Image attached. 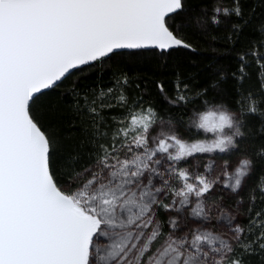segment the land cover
I'll use <instances>...</instances> for the list:
<instances>
[{
  "label": "snow or ice",
  "instance_id": "6c2138e0",
  "mask_svg": "<svg viewBox=\"0 0 264 264\" xmlns=\"http://www.w3.org/2000/svg\"><path fill=\"white\" fill-rule=\"evenodd\" d=\"M231 3L214 9L213 24L242 16L240 0ZM188 11L184 0H0V264H251L246 257L253 255L264 264V206L256 209L254 192L246 225L220 211L225 195L235 194L244 206L238 194L257 161L264 162L261 148L237 165L223 158L213 174L215 154L230 156L246 139L247 124L225 104L203 113L191 109L184 126L183 115L165 118L143 95L130 101L133 83L125 72L115 81L114 99L126 109L121 118L104 114L117 105L89 102L74 83L73 104L87 123L71 151L33 115L45 92L117 53L135 61L149 49L161 60L180 48L194 51L179 35L187 25L177 22ZM249 56L264 92V52L255 46L240 55L232 75L243 85ZM157 88L165 95L162 84ZM207 91L192 96L177 82L174 96L165 98L186 113L197 99L209 103ZM261 104L264 98L248 92L241 116L264 121ZM197 154H208V162L193 173L187 163ZM256 190L264 204V177ZM214 210L227 221V236L217 234Z\"/></svg>",
  "mask_w": 264,
  "mask_h": 264
},
{
  "label": "trees",
  "instance_id": "16d2710c",
  "mask_svg": "<svg viewBox=\"0 0 264 264\" xmlns=\"http://www.w3.org/2000/svg\"><path fill=\"white\" fill-rule=\"evenodd\" d=\"M184 3L185 9L189 10L188 16H178L177 22L187 26H182L179 35L192 45L194 51L180 48L173 51L170 57L161 60L159 56L151 55L154 50L149 49L144 50L148 55L135 61L117 53L100 68H90L82 75L79 74L80 70H76L75 74L63 82L62 87L45 92L33 105V115L40 120L48 134L64 139L67 150L71 151L72 146L78 144L82 138V125L87 123L86 118L77 115L71 95L72 85L75 83L81 93H87L89 102L95 100L96 104H99L103 100L117 105L114 97L119 89L115 81L120 73L126 72L133 83V87L127 90L130 101L135 96L143 95L145 103L153 105L161 114H165V118L175 119L183 115L184 126L190 124L191 109L202 113L212 106L225 104L230 110L237 112L238 117L247 124L244 129L246 139L238 140L240 148L237 152L230 156L224 154L223 158H230L232 162L247 154L255 159L257 150L264 148V132L260 130L264 121L254 114L241 116L240 109L247 108L248 92L264 98V92L259 91V68L249 56V66L245 68L249 75L244 79L243 85H240L232 74H238L242 53L253 49L254 46L264 52V49L259 48L264 42V0H240L242 16H221V23L218 25L211 22L214 9L231 8V0H184ZM233 25L240 28L238 33L233 31ZM229 36H232V40L228 39ZM221 73L224 75L223 80L220 79ZM177 82L181 84V90L183 85H187L192 96L202 89H207L205 99L209 103L204 105L197 99L186 113L182 107L169 106L165 95L167 98L174 96ZM137 83L140 84V90L134 86ZM158 83L164 86L165 95L158 90ZM214 84L218 86L214 88ZM109 88L114 89L113 93L101 97V90L107 91ZM260 107L264 108V104ZM104 114L124 118L126 109L117 105L106 109ZM196 131L200 136V131ZM261 177H264V162L257 161L238 194L245 201L243 207L235 195L224 197L226 206L236 211L242 226L247 224L245 215L250 193L254 192L257 197V210L264 206L260 193L256 190ZM160 216L162 221L166 220L162 213ZM246 260L251 264H261L256 255L246 257Z\"/></svg>",
  "mask_w": 264,
  "mask_h": 264
},
{
  "label": "rangeland",
  "instance_id": "374dc122",
  "mask_svg": "<svg viewBox=\"0 0 264 264\" xmlns=\"http://www.w3.org/2000/svg\"><path fill=\"white\" fill-rule=\"evenodd\" d=\"M216 107H218V106H212L209 109H207L206 111H209V110L215 111L216 110ZM206 111H204V112H206ZM236 114L238 116V113L237 112H236ZM199 131H200L199 138H211V134L204 133L202 130H199ZM207 156H208V154H203V155L197 154V157L196 158H189L188 163H187L188 170L191 171V172H193V173H195L196 171L202 172L203 171V165L208 162L204 158V157H207ZM223 156H224V154H215V156L213 157L216 160V164L213 166L214 167V172H213L214 175L217 174V173H219V171H220L219 164H220L221 160L223 159ZM196 159L199 160V168H197L196 163L194 162ZM238 161H232V164L233 165H237L238 164ZM182 164H183V162H182ZM233 195H235V194H233ZM224 197L225 198H230L227 195H225ZM165 202H167V201H165ZM216 203L219 204L220 201H216ZM220 211H223L225 215H228V214L235 215L236 218H237V220L234 221V223L238 221V214L236 213V211L234 209H231L230 207H227L226 204H225V202H224V200H223V204H222V207H221ZM161 213L167 219V215L168 214L165 213L162 209L158 213L159 218L161 219V216H160ZM197 223L199 224V223H203V222L202 221H198ZM213 224L215 225V229H216L217 234H219L221 236H227L228 235V232L226 231V227H225L227 225V221L223 217H220L219 216V213L216 210H214Z\"/></svg>",
  "mask_w": 264,
  "mask_h": 264
}]
</instances>
